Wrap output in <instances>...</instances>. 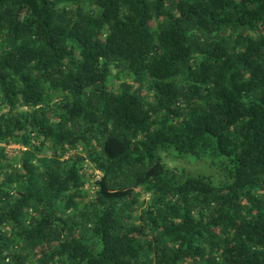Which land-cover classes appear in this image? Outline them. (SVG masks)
Listing matches in <instances>:
<instances>
[{
    "label": "trees",
    "instance_id": "1",
    "mask_svg": "<svg viewBox=\"0 0 264 264\" xmlns=\"http://www.w3.org/2000/svg\"><path fill=\"white\" fill-rule=\"evenodd\" d=\"M0 264H264V0H0Z\"/></svg>",
    "mask_w": 264,
    "mask_h": 264
},
{
    "label": "rangeland",
    "instance_id": "2",
    "mask_svg": "<svg viewBox=\"0 0 264 264\" xmlns=\"http://www.w3.org/2000/svg\"><path fill=\"white\" fill-rule=\"evenodd\" d=\"M11 149H18V147L13 146ZM189 164L185 163V169L188 170V172H195V174H199L201 176L206 177H215L217 175V168L213 165H209L205 161H201L198 159H193L192 157H188ZM213 179V178H212Z\"/></svg>",
    "mask_w": 264,
    "mask_h": 264
}]
</instances>
